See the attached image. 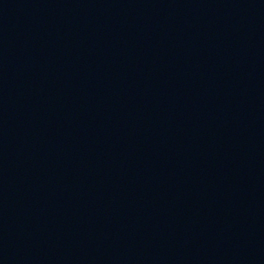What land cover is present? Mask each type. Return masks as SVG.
Segmentation results:
<instances>
[{"label":"water","instance_id":"water-1","mask_svg":"<svg viewBox=\"0 0 264 264\" xmlns=\"http://www.w3.org/2000/svg\"><path fill=\"white\" fill-rule=\"evenodd\" d=\"M0 264H264V0H0Z\"/></svg>","mask_w":264,"mask_h":264}]
</instances>
